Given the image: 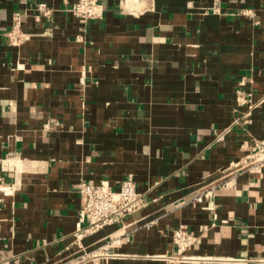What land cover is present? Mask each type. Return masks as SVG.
Masks as SVG:
<instances>
[{"label": "crops", "instance_id": "1", "mask_svg": "<svg viewBox=\"0 0 264 264\" xmlns=\"http://www.w3.org/2000/svg\"><path fill=\"white\" fill-rule=\"evenodd\" d=\"M74 1L0 0V264H264V162L234 165L264 139L236 98L264 93V0ZM129 175L148 204L77 237L81 184ZM180 225L191 258L164 259Z\"/></svg>", "mask_w": 264, "mask_h": 264}, {"label": "built area", "instance_id": "2", "mask_svg": "<svg viewBox=\"0 0 264 264\" xmlns=\"http://www.w3.org/2000/svg\"><path fill=\"white\" fill-rule=\"evenodd\" d=\"M35 9L36 20L42 16L49 17L52 9L45 2L37 3ZM72 13L84 21H89L102 17L104 6L102 0H75L70 8ZM25 13L16 11L12 16L10 29L7 31L9 42L12 45L21 43L26 36L23 31V19ZM245 78L240 81V86L236 90L237 107H245L244 122L249 121L252 110L264 104V93L259 99H253V91L243 88ZM237 118L235 123H238ZM225 133H220L217 138L223 139ZM264 162V139L256 140L250 154L245 158L237 161L234 165L238 168H257ZM235 176L232 177V179ZM235 183H233V186ZM228 186V182L221 184V187ZM81 191L87 196V201L80 211L79 224L86 223L84 227L78 229L77 237L85 234L93 233L103 226L121 222L125 216L138 211L148 204L147 193L140 191L137 182L133 176L129 175L121 181L118 189H113L108 181H103L98 185L82 183ZM212 194V190H208L203 194L192 197L194 203H201L204 199ZM172 239L174 243V253L172 255L163 256L164 259L188 260L191 257L186 253L191 249L197 241V235L190 231L186 226L180 225L172 231ZM194 258V257H192ZM195 260V259H193Z\"/></svg>", "mask_w": 264, "mask_h": 264}]
</instances>
